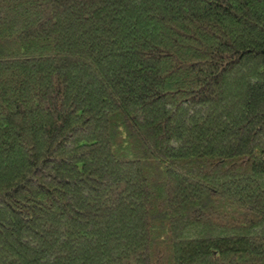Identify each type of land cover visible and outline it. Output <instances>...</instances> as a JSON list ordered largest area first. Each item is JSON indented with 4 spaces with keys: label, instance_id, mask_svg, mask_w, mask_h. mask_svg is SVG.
<instances>
[{
    "label": "trees",
    "instance_id": "16d2710c",
    "mask_svg": "<svg viewBox=\"0 0 264 264\" xmlns=\"http://www.w3.org/2000/svg\"><path fill=\"white\" fill-rule=\"evenodd\" d=\"M0 264H264V0H0Z\"/></svg>",
    "mask_w": 264,
    "mask_h": 264
}]
</instances>
